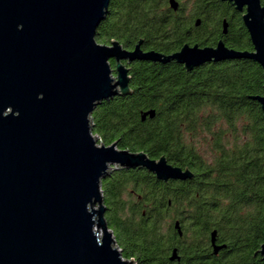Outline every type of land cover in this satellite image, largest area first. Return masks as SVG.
I'll use <instances>...</instances> for the list:
<instances>
[{
    "label": "trees",
    "instance_id": "16d2710c",
    "mask_svg": "<svg viewBox=\"0 0 264 264\" xmlns=\"http://www.w3.org/2000/svg\"><path fill=\"white\" fill-rule=\"evenodd\" d=\"M179 2L174 11L169 0H111L96 38L127 48L143 39V48L167 54L220 40L253 50L243 15L229 2ZM130 74L132 93L95 108L93 133L105 145L165 156L194 178L165 183L134 169L103 180L105 217L123 257L135 264H182L169 258L181 243L183 264H264L255 255L264 243V113L251 98L264 94L262 67L236 59L187 71L176 61H138ZM151 109L156 116L143 121ZM214 230L226 245L218 254L211 246Z\"/></svg>",
    "mask_w": 264,
    "mask_h": 264
},
{
    "label": "water",
    "instance_id": "95a60500",
    "mask_svg": "<svg viewBox=\"0 0 264 264\" xmlns=\"http://www.w3.org/2000/svg\"><path fill=\"white\" fill-rule=\"evenodd\" d=\"M223 1L243 13L253 50L220 40L165 54L144 50L143 39L128 50L96 38L111 0H0V264H135L123 257L107 223L103 180L123 168L146 169L164 181L194 173L165 156L99 143L92 114L103 101L132 93L124 61H176L192 71L250 59L264 78V2ZM169 4L180 7L178 0ZM223 26L227 34V20ZM251 98L264 113V94ZM155 116L147 110L142 120ZM216 236L214 230V253L226 247ZM255 254L264 260V243ZM178 257L174 250L171 259Z\"/></svg>",
    "mask_w": 264,
    "mask_h": 264
},
{
    "label": "flooded vegetation",
    "instance_id": "af4514ba",
    "mask_svg": "<svg viewBox=\"0 0 264 264\" xmlns=\"http://www.w3.org/2000/svg\"><path fill=\"white\" fill-rule=\"evenodd\" d=\"M179 1V0H178ZM223 1V0H222ZM262 1V3L264 2V0H261ZM224 2H228V1H224ZM180 3V2H179ZM230 3V2H229ZM230 4H232V3H230ZM232 6H233V8H234V11L235 12H239L238 10H236V7L232 4ZM239 13H241L242 15H243V13L242 12H239ZM198 20H200V19H198ZM197 20V21H198ZM201 22V21H200ZM200 25V24H199ZM199 25H197V26H199ZM224 25V24H223ZM223 30H224V26H223ZM248 31V30H247ZM227 32H228V29H227ZM224 33V32H223ZM249 33V32H248ZM225 34V33H224ZM199 45V44H198ZM217 45V44H216ZM215 45V46H216ZM135 47V46H134ZM134 47L133 48H127V47H125V48H127L128 50H133L134 49ZM203 47V46H202ZM142 48H143V45H142ZM144 50H147V49H145V48H143ZM160 52V51H159ZM162 53H164V52H162ZM165 54H167V53H165ZM136 62H138V61H135V62H132V63H128L127 61H124V64L130 69V71H131V69H132V66L134 65V63H136ZM110 63H111V65H112V68L115 70L116 69V60L115 59H111V61H110ZM115 72V71H114ZM131 75V74H130ZM114 76H116V73H114ZM132 77V76H131ZM134 169H139V168H123V169H115V170H113L111 173H110V175L112 174V173H114L115 171H122V170H134ZM144 170H146V169H144ZM146 171H148V170H146ZM149 172V171H148ZM149 173H151V172H149ZM153 176H155V178L158 180V181H163V182H165V183H169L170 181H172V180H168V181H164V180H160V179H158L157 177H156V175L155 174H153V173H151ZM106 212H107V210H106ZM105 215H106V213H105ZM178 223V222H177ZM176 223V224H177ZM180 236H182L181 234H180ZM218 244H221V243H219V242H217ZM211 246H212V243H211ZM226 248V247H225ZM212 249H213V252H214V248H213V246H212ZM224 249V248H223ZM223 249H221V250H223ZM174 250H176L177 251V253H178V258H176V259H174V260H172L171 259V256H172V254H173V252H174ZM220 250V251H221ZM219 251V252H220ZM218 252V253H219ZM218 253H215V254H218ZM170 256H169V258H170V260L171 261H173V262H175V261H177V262H179V263H182L183 264V262H182V260H181V243H177L175 246H172L171 247V250H170ZM256 255V254H255ZM185 263V262H184Z\"/></svg>",
    "mask_w": 264,
    "mask_h": 264
},
{
    "label": "rangeland",
    "instance_id": "374dc122",
    "mask_svg": "<svg viewBox=\"0 0 264 264\" xmlns=\"http://www.w3.org/2000/svg\"><path fill=\"white\" fill-rule=\"evenodd\" d=\"M94 135H97V134H94ZM98 140H100V139L98 138ZM99 143H101V142H99ZM100 234L102 235L101 230H100Z\"/></svg>",
    "mask_w": 264,
    "mask_h": 264
}]
</instances>
